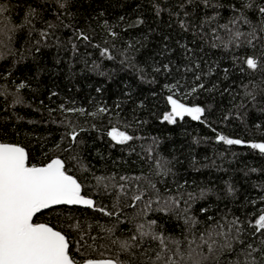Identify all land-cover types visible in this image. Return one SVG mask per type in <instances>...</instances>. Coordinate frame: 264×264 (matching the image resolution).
I'll list each match as a JSON object with an SVG mask.
<instances>
[{
	"label": "trees",
	"instance_id": "obj_1",
	"mask_svg": "<svg viewBox=\"0 0 264 264\" xmlns=\"http://www.w3.org/2000/svg\"><path fill=\"white\" fill-rule=\"evenodd\" d=\"M0 5V141L24 146L30 165L60 158L95 203L34 221L65 234L81 262L264 264V154L250 147L264 143V0ZM30 8L39 18L19 27ZM168 96L203 107L201 119L164 121ZM113 128L133 139L116 143Z\"/></svg>",
	"mask_w": 264,
	"mask_h": 264
},
{
	"label": "snow or ice",
	"instance_id": "obj_2",
	"mask_svg": "<svg viewBox=\"0 0 264 264\" xmlns=\"http://www.w3.org/2000/svg\"><path fill=\"white\" fill-rule=\"evenodd\" d=\"M63 6L61 4V7ZM247 6L251 7V5ZM6 11L7 9L0 5V15ZM258 11L264 17V7H259ZM32 17L39 18L35 8H30L25 14L24 23L19 27L31 25ZM140 22L142 21H138ZM181 26L184 27L183 22ZM49 27L54 26L50 24ZM32 28L34 29V25ZM261 31H264V27ZM40 35L46 38L48 33L41 31ZM80 35L84 40H88L83 33ZM241 35L240 32L235 33L236 38ZM246 64L248 69L258 68V60L255 57H248ZM24 86L21 84L19 87ZM200 87L203 88V84ZM195 90V88L192 89V91ZM167 100L171 110L163 116V120L169 124H175L177 118L183 120L185 116L200 120L205 111L200 106L189 107L173 96H168ZM109 136L118 144H124L133 139L132 136L116 128L109 132ZM218 139L228 145L244 143L240 139H229L222 135ZM73 140H75V133H73ZM250 147L264 154V143H252ZM81 193L82 185L67 173L65 163L61 159H52L50 163L43 166L29 165V153L24 147L0 142V264H120L118 259L77 261L71 254L70 242L65 234L48 224L34 222L37 213L57 205H82L94 208V201ZM140 198V196L134 197L135 200ZM99 211L103 212L104 209H99ZM105 214L112 215V213ZM256 225L257 231L264 230V214L256 220ZM150 228L151 225H149ZM138 231L142 238L150 236L153 240L164 243L162 236L150 230L145 231L144 225H140ZM132 239L135 240L136 237ZM132 246L127 241L121 242V248L125 251Z\"/></svg>",
	"mask_w": 264,
	"mask_h": 264
},
{
	"label": "water",
	"instance_id": "obj_3",
	"mask_svg": "<svg viewBox=\"0 0 264 264\" xmlns=\"http://www.w3.org/2000/svg\"><path fill=\"white\" fill-rule=\"evenodd\" d=\"M227 138H229L230 139V137H227ZM0 142H2V143H11V144H18V145H20V146H22L21 144H19V143H15V142H9V141H0ZM259 143H262V142H259ZM22 147H24V146H22ZM56 158H58V157H54V158H52V159H56ZM52 159H50L48 162H46V163H44V164H39V165H36V166H43V165H46L47 163H50L51 162V160ZM60 159V158H59ZM30 165V164H29ZM68 173V172H67ZM69 175H72V174H70V173H68ZM73 176V175H72ZM74 177V176H73ZM75 178V177H74ZM83 196H85L86 198H89L87 195H85V194H83V193H81ZM35 222V221H34ZM36 223H45V224H48V223H46V222H43V221H38V222H36ZM49 225V224H48ZM49 226H51V225H49ZM52 227V226H51ZM55 230H58L57 228H55V227H53ZM58 231H60V230H58ZM63 234V233H62ZM98 259H111V258H94V260H98Z\"/></svg>",
	"mask_w": 264,
	"mask_h": 264
},
{
	"label": "rangeland",
	"instance_id": "obj_4",
	"mask_svg": "<svg viewBox=\"0 0 264 264\" xmlns=\"http://www.w3.org/2000/svg\"><path fill=\"white\" fill-rule=\"evenodd\" d=\"M174 98V97H173ZM176 99V98H175ZM186 105V104H185ZM188 106V105H187ZM189 107H192V106H189ZM171 110V106L169 107V110L168 111H166L165 113H164V115L167 113V112H169ZM163 115V116H164ZM257 220V219H256Z\"/></svg>",
	"mask_w": 264,
	"mask_h": 264
},
{
	"label": "flooded vegetation",
	"instance_id": "obj_5",
	"mask_svg": "<svg viewBox=\"0 0 264 264\" xmlns=\"http://www.w3.org/2000/svg\"><path fill=\"white\" fill-rule=\"evenodd\" d=\"M36 222V221H35Z\"/></svg>",
	"mask_w": 264,
	"mask_h": 264
}]
</instances>
